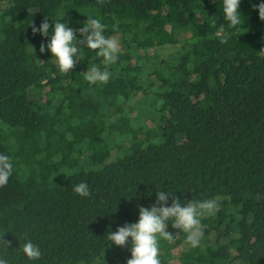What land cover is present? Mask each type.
I'll return each instance as SVG.
<instances>
[{"label": "trees", "instance_id": "trees-1", "mask_svg": "<svg viewBox=\"0 0 264 264\" xmlns=\"http://www.w3.org/2000/svg\"><path fill=\"white\" fill-rule=\"evenodd\" d=\"M261 3L241 0L242 24L230 28L223 0H0V154L13 163L0 187V258L127 264L131 239L122 248L107 233L166 191L218 209L195 248L169 222L161 264H174L179 244V264H264ZM89 18L120 42L107 84L85 80L105 70L86 45L66 74L47 49L56 20L78 30ZM45 19L49 35L33 33ZM81 182L90 196L74 193ZM29 240L38 260L21 250Z\"/></svg>", "mask_w": 264, "mask_h": 264}, {"label": "clouds", "instance_id": "clouds-1", "mask_svg": "<svg viewBox=\"0 0 264 264\" xmlns=\"http://www.w3.org/2000/svg\"><path fill=\"white\" fill-rule=\"evenodd\" d=\"M240 2L241 0H223V13L230 28L242 24ZM257 7L259 18L264 20V3ZM60 19L54 22L51 39L47 43V49L55 58L54 62L59 72L66 74L71 71L76 66L80 55L77 44L86 45L89 50L103 58L105 70L92 66L85 72V80L89 84H107L111 77L107 67L117 62L118 54L121 51L119 39L115 36L106 37L104 35L106 25L99 19L89 18L87 23L78 30L68 27L67 23H61ZM49 27V23L45 19L39 28L33 25L32 31L33 33L39 32L42 36H48ZM77 31H79L81 39L77 38ZM224 32L225 29L221 26L218 33L221 43H225L228 39L226 35H223ZM44 51L45 45L41 44L40 52ZM12 172L13 163L10 157L0 154V187L7 185ZM73 191L81 197L91 195L85 182L73 186ZM169 195H172V203L167 206ZM217 209L218 203L213 199L189 201L182 206L179 197L175 194L158 191L155 204L139 208L137 222L126 223L114 232L110 230L106 238L122 248L127 247L129 238L131 239V258L127 260V264H161L159 259L160 240L172 241L174 239V235L167 230L169 222L174 229L184 232L186 243L195 248L200 245L203 236L202 218L215 214ZM20 247L28 260H38L41 257L39 246L30 240ZM0 264H8V261L0 258Z\"/></svg>", "mask_w": 264, "mask_h": 264}, {"label": "rangeland", "instance_id": "rangeland-1", "mask_svg": "<svg viewBox=\"0 0 264 264\" xmlns=\"http://www.w3.org/2000/svg\"><path fill=\"white\" fill-rule=\"evenodd\" d=\"M183 248V245H178V247H176L174 249V254H175V259H173V263L174 264H179V259H178V255L180 254V250Z\"/></svg>", "mask_w": 264, "mask_h": 264}]
</instances>
